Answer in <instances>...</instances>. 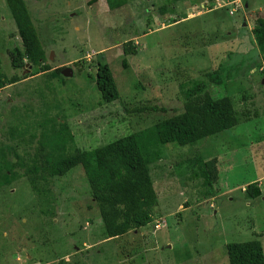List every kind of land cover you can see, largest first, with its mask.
I'll use <instances>...</instances> for the list:
<instances>
[{"label": "rangeland", "instance_id": "374dc122", "mask_svg": "<svg viewBox=\"0 0 264 264\" xmlns=\"http://www.w3.org/2000/svg\"><path fill=\"white\" fill-rule=\"evenodd\" d=\"M24 1L46 57L11 66L8 51L23 45L0 0V69L18 77L0 88V264H229L226 244L255 237L264 251V53L252 35L264 0H119L114 9L106 0ZM126 41L135 54H124ZM98 60L117 100L101 101ZM195 80L230 96L239 123L151 147L160 216L108 237L82 167L54 176L44 156L150 128L178 111ZM65 125L72 139L62 147L50 134ZM213 158L218 175L206 195L201 167ZM256 181L261 194L249 198Z\"/></svg>", "mask_w": 264, "mask_h": 264}, {"label": "trees", "instance_id": "16d2710c", "mask_svg": "<svg viewBox=\"0 0 264 264\" xmlns=\"http://www.w3.org/2000/svg\"><path fill=\"white\" fill-rule=\"evenodd\" d=\"M21 39L23 49L14 47L8 51L13 68L25 64L40 66L45 61V51L31 20L24 0H5ZM110 9L120 6V1L106 0ZM252 35L260 52L264 53V15L256 19ZM124 54H135L132 41L123 43ZM125 65V61H123ZM1 68V60H0ZM41 66V71L48 69ZM213 81L219 75L211 72ZM18 80L16 75L7 77L0 69V88ZM95 83L102 102H112L120 93L109 65L98 60ZM184 102L175 114L155 123L141 132H134L89 150H76L65 156L45 155L47 164L54 176H63L77 165L83 169L90 192L98 208L108 237H117L130 230L147 225L160 216L158 194L149 172L151 147L159 144L186 145L205 137L232 128L239 123L233 100L230 96L214 97L206 89L203 81L195 80L184 91ZM153 110L156 107H152ZM50 136L65 147L72 139L67 125L52 132ZM217 159L207 160L201 167L206 195L213 194V184L217 179ZM34 169H37L35 166ZM6 181L9 175H5ZM245 193L256 198L261 189L256 182L246 185ZM226 253L229 264H264V251L261 240L252 238L241 242H228Z\"/></svg>", "mask_w": 264, "mask_h": 264}, {"label": "water", "instance_id": "95a60500", "mask_svg": "<svg viewBox=\"0 0 264 264\" xmlns=\"http://www.w3.org/2000/svg\"><path fill=\"white\" fill-rule=\"evenodd\" d=\"M27 65L31 66V64H27ZM62 74L64 76H72L73 75V70H72L71 67H65V68L62 69Z\"/></svg>", "mask_w": 264, "mask_h": 264}, {"label": "crops", "instance_id": "0c3cea01", "mask_svg": "<svg viewBox=\"0 0 264 264\" xmlns=\"http://www.w3.org/2000/svg\"><path fill=\"white\" fill-rule=\"evenodd\" d=\"M6 2V1H5ZM258 185H259V183H258Z\"/></svg>", "mask_w": 264, "mask_h": 264}]
</instances>
